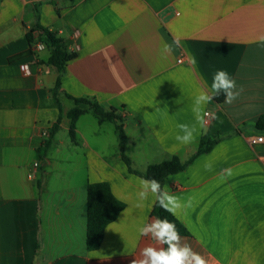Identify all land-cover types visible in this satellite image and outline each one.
I'll return each mask as SVG.
<instances>
[{
    "label": "crops",
    "instance_id": "crops-1",
    "mask_svg": "<svg viewBox=\"0 0 264 264\" xmlns=\"http://www.w3.org/2000/svg\"><path fill=\"white\" fill-rule=\"evenodd\" d=\"M37 25L76 55L58 92ZM219 70L243 91L231 104L213 97L201 127L195 100L213 95ZM74 109L83 114L72 138ZM263 116L264 0H0V264L139 257L151 242L139 228L156 218L157 202L139 198L141 178L123 161L119 127L140 172L173 157L185 162L201 142L217 140L163 185L183 205L174 215L189 231L182 238L207 264H264V144L250 143L264 137L256 126ZM181 124L195 127L194 143L176 139ZM99 182L125 208L89 251L87 188Z\"/></svg>",
    "mask_w": 264,
    "mask_h": 264
},
{
    "label": "trees",
    "instance_id": "trees-1",
    "mask_svg": "<svg viewBox=\"0 0 264 264\" xmlns=\"http://www.w3.org/2000/svg\"><path fill=\"white\" fill-rule=\"evenodd\" d=\"M35 29L39 32L38 41L45 45L46 49L50 52L48 59L49 65L55 67L59 72V78L56 83V92L61 87V78L66 70L67 64L75 59V54H69L66 51L65 41L59 37L56 33L37 25ZM34 30L28 33L27 38L30 44L34 43ZM224 95L218 96V99L222 101ZM76 103H84L91 106L93 111L100 117L101 120L114 119L115 116L111 112H105L100 105L94 103L88 99H76L73 98ZM83 114V111L74 109L70 113L72 119L71 137L74 138L75 123L78 118ZM257 129L264 132V116L257 121ZM120 148L122 152V158L131 174H134L143 179H156L162 187L166 179L174 174H177L185 170L198 156L208 153L217 140L208 142H201L197 153L189 160L183 162L178 157H173L171 160L162 162L160 164L150 165L145 172L137 171L133 168L132 161L124 154V150L127 145V140L122 128H118ZM125 204L115 197L111 187L106 182H99L90 184L87 188V248L89 251H94L100 248L107 226L113 223L120 213L124 210ZM153 216L156 218H166L173 222L179 230L180 236H189V231L185 226L171 213L162 208L159 203H156L153 209Z\"/></svg>",
    "mask_w": 264,
    "mask_h": 264
},
{
    "label": "clouds",
    "instance_id": "clouds-1",
    "mask_svg": "<svg viewBox=\"0 0 264 264\" xmlns=\"http://www.w3.org/2000/svg\"><path fill=\"white\" fill-rule=\"evenodd\" d=\"M165 51H170L171 46L165 44ZM213 95L201 93L197 96L193 111L196 114L197 123L204 126L203 106L213 97L224 95V103H233L243 91L242 87L237 86V82L226 71L219 70L213 76L211 85ZM183 135H177L176 139L188 145L195 142L194 126L187 124L178 125ZM210 167V166H206ZM226 174H230V169H225ZM138 195L141 200L147 199L149 194L155 197V202L172 215H176L178 210L183 207L180 199L169 194L161 183L156 179H140ZM142 237L148 238L151 242L140 249L139 257L130 261V264H207L206 259L198 252L194 251L191 245L180 236L176 225L166 218H154L150 223L144 224L139 228Z\"/></svg>",
    "mask_w": 264,
    "mask_h": 264
},
{
    "label": "built area",
    "instance_id": "built-area-1",
    "mask_svg": "<svg viewBox=\"0 0 264 264\" xmlns=\"http://www.w3.org/2000/svg\"><path fill=\"white\" fill-rule=\"evenodd\" d=\"M37 49H39V50H42V49H44V45L43 44H39L38 46H37ZM182 61V60H181ZM180 61V62H181ZM23 70L25 71V72H29V67L28 66H23ZM210 115H209V113H207L206 114V117H209ZM250 143L252 144V145H254V144H264V137L263 136H258V137H253V138H251L250 139Z\"/></svg>",
    "mask_w": 264,
    "mask_h": 264
},
{
    "label": "rangeland",
    "instance_id": "rangeland-1",
    "mask_svg": "<svg viewBox=\"0 0 264 264\" xmlns=\"http://www.w3.org/2000/svg\"><path fill=\"white\" fill-rule=\"evenodd\" d=\"M86 120L88 121V119H86ZM79 177L82 178L83 175H81V173H79ZM47 183L50 184V185H54V184H56V181L53 178H51Z\"/></svg>",
    "mask_w": 264,
    "mask_h": 264
}]
</instances>
